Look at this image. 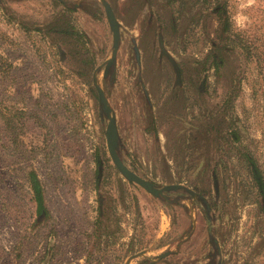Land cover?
I'll list each match as a JSON object with an SVG mask.
<instances>
[{
    "label": "rangeland",
    "instance_id": "374dc122",
    "mask_svg": "<svg viewBox=\"0 0 264 264\" xmlns=\"http://www.w3.org/2000/svg\"><path fill=\"white\" fill-rule=\"evenodd\" d=\"M108 1L121 39L105 75L101 0H0V264H264V197L239 160L246 147L264 160L257 62L239 46L215 52L206 0ZM228 1L234 31L262 33L264 0ZM94 75L121 158L162 195L114 164Z\"/></svg>",
    "mask_w": 264,
    "mask_h": 264
},
{
    "label": "trees",
    "instance_id": "16d2710c",
    "mask_svg": "<svg viewBox=\"0 0 264 264\" xmlns=\"http://www.w3.org/2000/svg\"><path fill=\"white\" fill-rule=\"evenodd\" d=\"M206 2L207 8H211L220 18L219 38L224 43H216L213 47L215 52L222 51L223 47L233 48L239 46L248 59H255L264 81V30L260 34L257 33L252 35H250L251 33L248 34L247 31H242L240 33L236 32L234 31L230 12L228 10L229 1L206 0ZM220 60L221 61H216L214 63L216 68L224 64V58L221 57ZM239 119V117L238 119L234 118L233 122ZM231 136L232 141L240 142L241 144H244L246 140L240 126L233 127ZM239 160L244 163L248 172V178L252 182V185L256 187L257 192L264 197V160L261 161L256 155V152L252 151L249 147H246V151L240 152ZM29 177L34 199L37 204V211L39 214H43L47 211V208L40 179L34 170L30 171Z\"/></svg>",
    "mask_w": 264,
    "mask_h": 264
},
{
    "label": "water",
    "instance_id": "95a60500",
    "mask_svg": "<svg viewBox=\"0 0 264 264\" xmlns=\"http://www.w3.org/2000/svg\"><path fill=\"white\" fill-rule=\"evenodd\" d=\"M103 5L105 6V10L107 13V18L109 20L110 28L113 32V52L112 57L107 61V67L105 70V75H107L110 71L111 66L116 60L117 52L119 48V43L121 39V33H120V23L118 22L115 13L109 4L107 0H101ZM160 43L162 47V52L166 54L171 61L173 62L178 78H180V69L173 57L169 55L165 47L163 46V40L160 38ZM95 79V86L99 93V99L101 103L102 111L107 115L109 118V123L106 129V139H107V145L108 150L111 155V158L116 165V167L119 169V171L122 173V175L129 180L130 182H136L139 185H141L143 188H145L148 192L154 194V195H160L163 193V189H159L153 182L141 177L136 172L131 170L122 160L120 154H119V148H120V135H119V129L117 125V119L116 116L112 113V109L109 105V102L107 100L105 91L103 88L97 83L96 75H94ZM170 188V187H169ZM168 253H164L162 256L167 255Z\"/></svg>",
    "mask_w": 264,
    "mask_h": 264
},
{
    "label": "flooded vegetation",
    "instance_id": "af4514ba",
    "mask_svg": "<svg viewBox=\"0 0 264 264\" xmlns=\"http://www.w3.org/2000/svg\"><path fill=\"white\" fill-rule=\"evenodd\" d=\"M108 1V0H107ZM109 2V1H108ZM109 4L111 5V3L109 2ZM105 7V6H104ZM111 7H112V5H111ZM112 9H113V7H112ZM113 11H114V9H113ZM114 13H115V11H114ZM106 15H107V13H106ZM218 17H219V15L218 14H216ZM115 16H116V14H115ZM116 18H117V16H116ZM108 19V18H107ZM220 19V18H219ZM117 20H118V18H117ZM108 22H109V20H108ZM119 22V21H118ZM216 43H214V45H215ZM226 48H228V47H223V49H226ZM179 66V65H178ZM180 68V67H179ZM97 89V88H96ZM98 91V90H97ZM98 96H99V93H98ZM118 125V124H117ZM108 126V125H107ZM119 129V128H118ZM119 135H120V133H119ZM123 160V159H122ZM125 163V162H124ZM131 169V168H130ZM132 170V169H131ZM134 171V170H133ZM135 172V171H134ZM139 175V174H138ZM141 176V175H140ZM142 177V176H141ZM144 178V177H143ZM214 178H215V180H216V182H218V177H217V175L215 174L214 175ZM146 179V178H145ZM152 182V181H151ZM154 183V182H153ZM155 184V183H154ZM178 186V185H177ZM179 186H180V184H179ZM159 188V187H158ZM159 189H162V188H159ZM154 195V194H153ZM160 195H162V194H160ZM160 195H155V196H160ZM205 202V205H206V208H207V215H208V221H210V219H211V213H210V205H209V203H208V201L207 200H205L204 201ZM162 257V256H161ZM160 257V258H161ZM163 258H165V257H163ZM145 264H156L155 263V259L153 260V261H149L148 263H145ZM206 264H209V263H206Z\"/></svg>",
    "mask_w": 264,
    "mask_h": 264
}]
</instances>
